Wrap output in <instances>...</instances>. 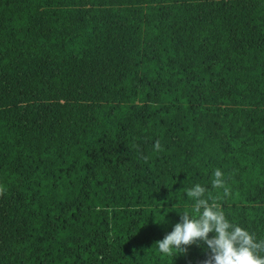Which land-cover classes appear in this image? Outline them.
Here are the masks:
<instances>
[{
  "label": "trees",
  "instance_id": "trees-1",
  "mask_svg": "<svg viewBox=\"0 0 264 264\" xmlns=\"http://www.w3.org/2000/svg\"><path fill=\"white\" fill-rule=\"evenodd\" d=\"M196 183L264 238V0H0V264H202Z\"/></svg>",
  "mask_w": 264,
  "mask_h": 264
},
{
  "label": "clouds",
  "instance_id": "clouds-1",
  "mask_svg": "<svg viewBox=\"0 0 264 264\" xmlns=\"http://www.w3.org/2000/svg\"><path fill=\"white\" fill-rule=\"evenodd\" d=\"M211 183L214 188L223 187L225 181L219 168ZM227 191L225 188V194ZM206 193V187L199 183L187 189L186 196L193 205L188 211L180 210L171 230L156 241L159 251L177 256L195 244L207 254L202 264H264V238L231 221Z\"/></svg>",
  "mask_w": 264,
  "mask_h": 264
}]
</instances>
